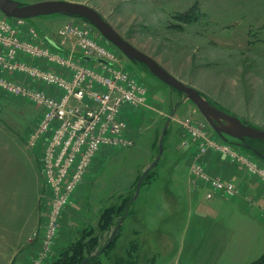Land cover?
<instances>
[{"label":"rangeland","instance_id":"374dc122","mask_svg":"<svg viewBox=\"0 0 264 264\" xmlns=\"http://www.w3.org/2000/svg\"><path fill=\"white\" fill-rule=\"evenodd\" d=\"M15 1L33 4L48 0ZM65 1L93 7L123 38L163 64L180 81L197 89L209 102L245 124L264 130V0ZM27 22L41 37L63 44L67 51H75L77 59L83 53L79 45L81 37H88L142 80L148 89L146 105L128 111V135L135 144L105 150L98 156L75 194V200L64 211L53 244L43 249L41 239L32 264H51L65 252L71 255V249L79 241L89 245L98 238V250L115 232L119 236L101 256V264H118L120 259L127 261L129 257L138 258L139 264H243L237 259L241 239L251 241V247L256 246L252 251L249 248L251 254L248 256L250 261L256 259L264 249V200H259L260 196L252 195L254 203L247 198L239 199V208L230 203L222 208L221 221L227 223L229 218L233 228L230 232H225L220 225L221 232L216 228L209 232L205 227L196 230L201 214H215L209 207L212 201L206 199V189L199 190L198 200L193 204L180 201L184 198L182 190L188 179L199 182L191 174L194 162L205 164L208 174L219 177L208 170L209 159L218 156L231 161L225 153L213 150L203 156L199 153L200 137L193 134L195 127H200L217 145L222 139L198 107L185 101L184 94L161 81L143 64L128 59L83 19L54 14L27 19ZM67 25L81 35L61 36L60 31ZM87 64L103 69L100 63ZM40 115L41 109L32 103L0 93V133H27L29 136ZM164 137L161 158L157 166L152 167ZM4 140L0 142H6L8 147L12 145ZM36 151L41 155L40 147ZM260 163L264 166L263 161ZM175 167L178 168L175 172L178 187L169 181ZM150 169L151 176L144 177L139 196L130 205L131 214L145 210L149 194L153 207L160 206L162 200L164 209L157 220L150 223L154 230L150 236L142 230V250L136 257L130 252L135 246L130 243L133 236L129 229L145 227L135 222L131 214L121 223L122 204L135 197L139 181ZM166 190L178 191L181 199L178 197V202L170 203L163 196ZM260 190L264 194V186ZM111 207H116L115 223L102 230L100 216ZM149 211L150 215L155 214L153 209ZM119 222L120 230L117 228ZM43 235L42 232L41 237ZM229 239H233L235 249L226 253L225 243Z\"/></svg>","mask_w":264,"mask_h":264},{"label":"built area","instance_id":"2783aa9c","mask_svg":"<svg viewBox=\"0 0 264 264\" xmlns=\"http://www.w3.org/2000/svg\"><path fill=\"white\" fill-rule=\"evenodd\" d=\"M77 34L81 35L71 25L60 31L66 38ZM42 37L27 19L12 18L0 10V93L41 109L27 143L32 149L41 148L47 203L42 241L43 249H48L60 230L64 211L98 156L105 150L135 144L128 135V111L146 105L148 89L86 36L79 42L83 49L80 59L63 44ZM92 62L100 63L103 69L87 64ZM193 134L200 137L202 156L211 150L225 153L247 174L264 182V166L258 157L220 139L221 144L217 145L200 127H195ZM191 174L209 188V198L215 194L230 199L240 195L236 182L212 177L198 160L193 163Z\"/></svg>","mask_w":264,"mask_h":264},{"label":"crops","instance_id":"0c3cea01","mask_svg":"<svg viewBox=\"0 0 264 264\" xmlns=\"http://www.w3.org/2000/svg\"><path fill=\"white\" fill-rule=\"evenodd\" d=\"M27 136V133L23 135L8 132L0 133V140L5 139L12 143L8 147L6 142L5 145L0 142V264H32V260H34L40 248L41 236L45 226L47 203L44 196L45 182L40 164L41 155L36 151V148L32 149L28 146ZM177 170V167L171 170V180H169L175 187L179 186L177 183L178 177H175L177 176L175 173ZM208 170L214 176H219L225 180H234L240 188V195L237 198L230 199L215 194L212 198H209V189L202 183L189 178L188 183L184 185V190H182L184 198L180 201L193 204L194 201L198 200L199 190L206 189V199L212 201L213 204L209 207L213 208L215 214H201L196 223V230L199 231V229L205 227L209 232L215 230V228L221 232L222 230L218 228L220 225L225 232H230L233 228L230 225L229 218L227 223L221 221L222 208L227 203H230L232 207L239 208L237 203L241 198H247L250 203H254L252 195H258L260 196L259 200H264V194L260 190L264 183L249 176L231 161L221 159L218 156L209 159ZM163 196L170 203H174L175 200L178 202V197L181 199L178 191L166 190ZM152 199V195L149 194L144 207L145 210L131 214V218L135 222H140L145 227V229H129L133 236L130 243L136 244L138 248L136 257H139L142 250V230H145L144 234L146 236L147 233L150 236L154 231L150 223H154L160 211L164 209V201L161 200L160 206L153 207ZM149 208L154 210V215H150ZM225 244L226 253L235 249L233 239H229L228 243ZM250 245L251 241L248 239H241L239 243L240 252L237 259L245 264H252L264 255L263 249L256 259L250 261L248 259L251 254ZM255 247V245L252 246L251 251ZM229 257H231V254ZM29 258L30 260H28Z\"/></svg>","mask_w":264,"mask_h":264},{"label":"water","instance_id":"95a60500","mask_svg":"<svg viewBox=\"0 0 264 264\" xmlns=\"http://www.w3.org/2000/svg\"><path fill=\"white\" fill-rule=\"evenodd\" d=\"M0 10L9 17L21 19H32L54 14H63L73 18L83 19L93 25L109 42L125 54L128 59L143 64L161 81L184 94L185 101L189 100L198 107L200 112L222 140L246 149L250 148L245 143L247 139L264 141V130L245 124L237 116L228 114L209 102L197 89L180 81L156 59L141 51L128 40L123 38L96 9L89 5L65 0H48L33 4H21L15 0H0ZM86 59L103 61L102 59L95 57H86ZM166 129L167 127L164 130V134L166 133ZM228 136L236 141H230ZM162 151L163 144L160 145L159 156L152 167H155L159 162ZM251 151H253L259 158L264 159L259 152L253 149H251ZM146 173L139 181L137 193L132 201L138 198L140 187ZM123 221L124 220H122L121 223ZM115 234L116 232L110 238L109 243L113 240Z\"/></svg>","mask_w":264,"mask_h":264},{"label":"trees","instance_id":"16d2710c","mask_svg":"<svg viewBox=\"0 0 264 264\" xmlns=\"http://www.w3.org/2000/svg\"><path fill=\"white\" fill-rule=\"evenodd\" d=\"M164 140H165V137L162 139L161 144L164 142ZM245 143L250 147L249 149L243 148L248 153L258 157L253 151H251V149H253L259 152L260 154H262V156L264 157V141L247 139ZM259 159L264 162V159L262 158H259ZM151 173L152 172L150 169L149 172H147L145 176L149 177L151 176L150 175ZM143 184L144 182H142V185ZM132 203L133 201L131 198V199H128L124 204H122V215H121L120 221L125 220L131 214L130 205ZM118 209H121V208L119 207ZM115 217H116V207L107 208L105 211H103L100 216V224L103 226L102 230L109 229L115 223ZM119 223L117 226L118 230H120L121 228V224ZM118 236H119V233L117 235L115 234L113 240L110 243H109L110 241V238H109V240L104 244V246L98 250H96V247L99 245L97 243L98 238H96V241L90 242L89 245L83 244V242L79 241L75 244L73 249H71L72 250L71 255H67V253L65 252L63 253V255H61L57 260H55L51 264H101V256L105 254L111 248V246L114 244L115 240L117 239L116 237ZM132 246H135V247H132L131 248L132 250L130 249V252L132 253V255L136 256V253L138 251L137 245L134 244ZM126 260L128 262L125 261L124 258H122L118 261V264H126V263L136 264L137 262L136 259L134 260L130 257L129 259H126ZM252 264H264V255L259 260H257L256 262Z\"/></svg>","mask_w":264,"mask_h":264}]
</instances>
